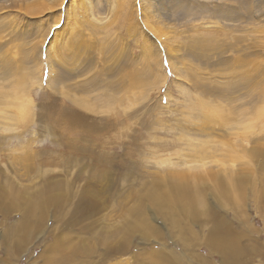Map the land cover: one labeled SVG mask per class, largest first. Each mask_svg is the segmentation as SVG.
<instances>
[{
  "label": "rangeland",
  "instance_id": "rangeland-1",
  "mask_svg": "<svg viewBox=\"0 0 264 264\" xmlns=\"http://www.w3.org/2000/svg\"><path fill=\"white\" fill-rule=\"evenodd\" d=\"M0 264H264V0H0Z\"/></svg>",
  "mask_w": 264,
  "mask_h": 264
},
{
  "label": "bare ground",
  "instance_id": "bare-ground-1",
  "mask_svg": "<svg viewBox=\"0 0 264 264\" xmlns=\"http://www.w3.org/2000/svg\"><path fill=\"white\" fill-rule=\"evenodd\" d=\"M76 248V247H75Z\"/></svg>",
  "mask_w": 264,
  "mask_h": 264
}]
</instances>
